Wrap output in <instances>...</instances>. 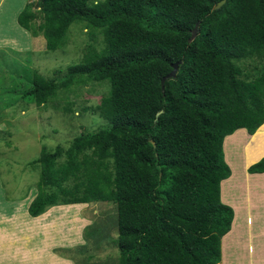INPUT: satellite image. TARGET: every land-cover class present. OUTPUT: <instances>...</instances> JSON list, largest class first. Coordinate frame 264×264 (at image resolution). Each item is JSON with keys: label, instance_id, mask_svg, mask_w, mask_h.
I'll list each match as a JSON object with an SVG mask.
<instances>
[{"label": "trees", "instance_id": "trees-1", "mask_svg": "<svg viewBox=\"0 0 264 264\" xmlns=\"http://www.w3.org/2000/svg\"><path fill=\"white\" fill-rule=\"evenodd\" d=\"M217 1L23 4L16 22L31 38L41 36L46 50L65 45L74 21L99 29L103 39L58 81L24 68L23 98L40 105L58 88L107 82L95 108L106 127L78 135L62 159L60 148L42 146L29 162L38 172L30 216L53 205L111 201L117 264H217L232 219L219 199V182L230 172L222 140L240 128L254 134L264 123V0H224L214 9ZM246 170L263 172L264 155Z\"/></svg>", "mask_w": 264, "mask_h": 264}, {"label": "rangeland", "instance_id": "rangeland-1", "mask_svg": "<svg viewBox=\"0 0 264 264\" xmlns=\"http://www.w3.org/2000/svg\"><path fill=\"white\" fill-rule=\"evenodd\" d=\"M23 3L24 0H0V45L7 46L0 47V131L3 132L0 134V264L23 262L14 254L27 258L31 253L27 252L28 243L42 244L39 237H25L23 231L36 234L20 223L29 219L27 205L36 194L37 167H30L29 162L38 157L42 146L50 151L60 148L58 157L62 159L64 150L78 135L107 125L95 110L107 90L106 81H86L73 83L66 89L58 88L51 99L40 105L21 96V87L27 82L24 68H32L43 77L58 81L64 75L63 69L78 62L86 48L103 46L99 29L83 21H74L67 28L65 45L46 50L41 36L28 37L27 31L14 23V15ZM55 69L61 71L55 73ZM257 69H262V63ZM17 76L20 83L13 82ZM259 129L250 135L244 129L237 130L235 137L233 133L225 138L222 151L228 150L230 157L237 161L238 166L232 167L235 171H241L247 164L243 142L264 132V125ZM242 160L244 165H241ZM33 190L35 193L29 199ZM47 209L43 219L62 218L68 222L49 228L55 234L46 240V248L42 251L48 256L33 253L37 254L36 259L32 256L33 261L41 258L42 264H65L66 261L59 258L63 256L69 258L68 264L116 263V218L111 201L53 205ZM68 223L79 230L78 233L73 230L75 234L70 236L75 243L72 246L62 234Z\"/></svg>", "mask_w": 264, "mask_h": 264}, {"label": "crops", "instance_id": "crops-1", "mask_svg": "<svg viewBox=\"0 0 264 264\" xmlns=\"http://www.w3.org/2000/svg\"><path fill=\"white\" fill-rule=\"evenodd\" d=\"M24 2L26 1L24 0ZM19 10L14 15V23L21 28L16 22V15ZM23 30L26 31L25 29ZM0 47L7 46L0 45ZM262 125H264V123ZM243 129L244 128H240L238 130ZM242 149L243 155H247V164L241 171H235L231 166V157L227 155L225 151L223 154L224 161L228 164L230 172L226 178L219 182V199L223 204L232 209V219L229 229L219 238V261L217 264H264V171L259 173H248L246 170L250 164L256 162L264 155V132L255 135L252 139L246 138L243 142ZM34 193L35 190L28 196L29 199ZM48 210L49 209L34 217L28 214L29 219H27V221H20V223H24V228H31L36 235L24 231L22 234L29 239L39 237L42 244L37 246L33 243H28L29 246H26L27 252L29 251L31 253L27 254V258H20V254H14L16 257L19 255L18 259L24 260L23 262L16 261V264H42L43 261L41 258L39 261H33L32 256L36 259L37 254L39 256L47 255L45 252H43L44 254L42 253L46 248V240H48L49 237L52 238L55 234V232H50L49 228L55 227L57 224L68 222V219L63 220L62 218H56L54 220L43 219V216ZM73 230H76V233L79 231L77 226L68 223L62 233L63 237L69 240L70 246L75 244L71 241L72 238H70L71 235L75 234ZM48 246L49 244L47 247ZM61 257L63 256L59 258L65 260V264H68L69 258L63 257L65 259H62ZM47 263L53 264L52 262ZM1 264H6V262H2ZM73 264L75 263L73 262ZM115 264H117V256Z\"/></svg>", "mask_w": 264, "mask_h": 264}, {"label": "water", "instance_id": "water-1", "mask_svg": "<svg viewBox=\"0 0 264 264\" xmlns=\"http://www.w3.org/2000/svg\"><path fill=\"white\" fill-rule=\"evenodd\" d=\"M224 2V0H219L216 2V4L213 6L214 9L218 8L222 3ZM196 25H197V22L194 23V26L193 28L190 30V35H189V39L193 38L194 35L196 34ZM179 63V61H176V62H173L170 64L171 66V69L169 72H167L165 75H163L161 78H160V87L162 86V82L164 79L166 78H172L175 74V71L177 69V64ZM158 114V112L156 113V115Z\"/></svg>", "mask_w": 264, "mask_h": 264}, {"label": "bare ground", "instance_id": "bare-ground-1", "mask_svg": "<svg viewBox=\"0 0 264 264\" xmlns=\"http://www.w3.org/2000/svg\"><path fill=\"white\" fill-rule=\"evenodd\" d=\"M260 130H262V128L259 129V131H260ZM263 130H264V129H263ZM236 131H237V130H236ZM257 131H258V129H257ZM240 132H241V131H240ZM243 134H244V133H243ZM256 134H258V133H256ZM236 135H237V133H236ZM236 135H235V133H234V137H235ZM240 135H241V134H240ZM240 135H239V136H240ZM229 136H231V135H229ZM235 140H236V139H235ZM234 142H237V141H234ZM238 142H239V139H238ZM225 143H226V142H225ZM225 151H226V150H225ZM226 152H227V155L231 156V155L228 153V150H227ZM250 153H251V152H250ZM249 156H250V155H249ZM230 159H231L230 161L232 162V163H231V166H232V167H233V166H236V167H237V166H238V164L236 165V162H237V161L235 162L234 159H233L232 157H231ZM255 159H256V158H255ZM242 162H243V163H242ZM241 163H242L241 165H244V164H245L244 160H242ZM239 165H240V164H239Z\"/></svg>", "mask_w": 264, "mask_h": 264}]
</instances>
